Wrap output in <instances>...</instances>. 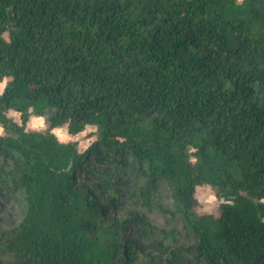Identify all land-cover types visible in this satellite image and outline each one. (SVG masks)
<instances>
[{
	"label": "trees",
	"instance_id": "obj_1",
	"mask_svg": "<svg viewBox=\"0 0 264 264\" xmlns=\"http://www.w3.org/2000/svg\"><path fill=\"white\" fill-rule=\"evenodd\" d=\"M2 80L0 183L25 208L0 264H264V0H0ZM160 178L189 244L116 215L125 193L167 210Z\"/></svg>",
	"mask_w": 264,
	"mask_h": 264
},
{
	"label": "rangeland",
	"instance_id": "obj_2",
	"mask_svg": "<svg viewBox=\"0 0 264 264\" xmlns=\"http://www.w3.org/2000/svg\"><path fill=\"white\" fill-rule=\"evenodd\" d=\"M5 81H0V85L4 86ZM3 88V87H2ZM2 90H0L1 92ZM11 116L16 122H20L19 113L12 111ZM47 115H31L27 123L28 130H44L47 127ZM94 127H86L84 130L70 134L65 125L54 127L52 132L60 141H77L80 151H85L95 139ZM0 127V134L3 133ZM190 151H193L190 149ZM121 171V176L125 177L130 188L133 185H138L143 181L142 178L135 179L134 173L129 168ZM91 181L95 179V175L88 176ZM157 192L152 195L151 201L160 204L167 210L148 209L137 196H130L127 193L123 194L119 200V209L116 215L120 219L130 218L132 212H136L146 218L153 226L165 229L169 235L165 242L174 244H189L192 238L189 230L185 227L180 213L176 209L175 199L170 184L159 179L157 183ZM195 196L200 205V211L204 213L216 214L219 199L215 196L214 190L210 185H199L196 188ZM264 200V198H263ZM25 208V201L23 197L11 188V182L6 184L0 183V231L8 230L14 227L20 221ZM130 231V230H129Z\"/></svg>",
	"mask_w": 264,
	"mask_h": 264
},
{
	"label": "clouds",
	"instance_id": "obj_3",
	"mask_svg": "<svg viewBox=\"0 0 264 264\" xmlns=\"http://www.w3.org/2000/svg\"><path fill=\"white\" fill-rule=\"evenodd\" d=\"M3 85H0V90H2Z\"/></svg>",
	"mask_w": 264,
	"mask_h": 264
}]
</instances>
